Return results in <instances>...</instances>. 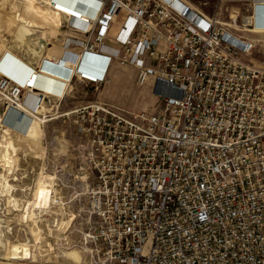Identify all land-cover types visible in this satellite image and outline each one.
Masks as SVG:
<instances>
[{"label":"built area","instance_id":"2783aa9c","mask_svg":"<svg viewBox=\"0 0 264 264\" xmlns=\"http://www.w3.org/2000/svg\"><path fill=\"white\" fill-rule=\"evenodd\" d=\"M240 1L225 21L189 0H92V13L50 0L63 22L48 60L68 75L44 76L61 90L41 86L38 62L22 82L0 73L23 115L57 110L74 78L98 88L114 60L154 78L155 111L89 99L60 113L81 140L89 264H264V40L245 35L264 0Z\"/></svg>","mask_w":264,"mask_h":264},{"label":"rangeland","instance_id":"374dc122","mask_svg":"<svg viewBox=\"0 0 264 264\" xmlns=\"http://www.w3.org/2000/svg\"><path fill=\"white\" fill-rule=\"evenodd\" d=\"M195 2L211 13L217 9L220 19L225 21L229 20L230 13H241L245 8L240 0ZM22 4V0H0V73L12 77L18 75L14 78L21 82L27 79L26 74L15 62L9 63L4 59L7 50L12 59L18 57L34 66L40 59L39 55L48 52L47 47L59 46L57 37H60L59 32L54 30L43 38L40 36L42 29L38 28L25 35V39L17 38L11 20ZM122 18L123 15H120L118 20ZM58 21L60 26L63 17L60 16ZM253 30L261 31L264 28L255 27ZM245 35H256L258 40H264L260 34L245 32ZM11 54H16V58ZM135 70L130 64H120L114 60L108 66L107 81L98 88L91 84L73 82L70 95L62 100L57 110L43 103L28 118L29 128L23 131L22 127H13L12 124L11 136L19 142L21 148L17 151L11 171L0 161V264H89L86 251L77 245L87 224L86 216L83 215L85 184L81 179L82 173L78 171L81 140L73 130L70 117L60 113L84 99H100L126 113L155 111L160 99L155 94L157 87H154V78L150 76L144 84L139 85L131 78ZM4 109L5 102L0 97V114L4 115ZM48 110L52 117L47 118ZM11 122L10 118L6 123L11 126ZM20 131L25 138L20 136ZM4 179L13 184L9 193L6 192ZM52 186L55 192L51 191ZM28 209L35 213L33 217L28 214ZM22 241H26L27 249H30L25 255L27 258L8 259L7 248Z\"/></svg>","mask_w":264,"mask_h":264},{"label":"bare ground","instance_id":"6f19581e","mask_svg":"<svg viewBox=\"0 0 264 264\" xmlns=\"http://www.w3.org/2000/svg\"><path fill=\"white\" fill-rule=\"evenodd\" d=\"M22 1L24 3V4H22V7L19 8L16 11V13L13 14V20H11V21H13V24L11 23L12 25L11 24H8L7 25V26H10L11 25V26H13V28H15V32H16L17 38L23 39L25 35L31 34L36 29L38 30V28H41L42 29L41 30V32H42L41 34L42 35H40V36H42L43 38L46 37L47 35L51 34V31L57 30L59 32V28H60V26L62 24V21L60 22V26H59V21L58 20H59V17L61 15L59 16V13H56L52 9V7H50V5L48 6V3H50V0H22ZM69 12H71V11H69ZM9 17H11V16H9ZM12 31H10V32L12 33ZM252 31H255V30H252ZM52 33H54V32H52ZM59 34H60V32H59ZM59 50H60V48L58 49L57 46L50 45L49 47H47V51H48L47 53H45L43 55L42 53L44 52V50L42 51V53H41L42 55H39L40 56V59L38 61V65L36 67L37 70H38V72H41L43 75H45V73H44L45 68L43 69V67L40 65V63L43 60L50 62L48 60V58H49L48 55L49 54H52V53H55V52H58ZM11 55L12 56H15L16 54L15 55L11 54ZM16 56H15V58H16ZM4 59H6L9 63L10 62H12V63L15 62L18 66H20L24 70V73L26 74L27 79L29 78L32 69H34V66L33 65H31L29 62L27 63V62L23 61L21 58H18L17 57L16 60L12 59L10 57V51H8V50L6 52V57ZM46 74H48V73H46ZM65 91H66V89H65ZM22 107H23L22 110H26V112H28V108L26 106H22ZM31 113H32V115L34 114L33 111ZM32 115H30L28 113H25L23 115V113L20 110H18L16 108L9 107V106L8 107H5V109H4V115L0 114V126H1V128H0V161L2 162V164L4 166L7 167L8 171H11L13 169L12 166L14 165L13 162L16 161L17 151H18V149L21 148V146H19V142L16 141V140H14L12 138V136H11V133H12V124H13V127H16L17 125H18L19 128L22 127V129L24 131L26 128H29L30 124H29V119L28 118L31 117ZM10 118H11V121H12L11 122V126H9L6 123L7 120L10 119ZM41 120H42V118H41ZM43 120H45V118H43ZM22 122H24L25 125ZM19 128H17L18 131H19ZM19 133H20V136L21 137H24L23 136L24 133L22 131H20ZM1 167H2V165H1ZM4 180H5V184L7 186L6 192L9 193L10 188H12V185L13 184H10L8 182V180L6 181V179H4ZM1 181H2V179H1ZM4 189L5 188H3V190ZM54 190H55V188L53 189V186H52L51 187V191L53 192ZM13 199H14V197H13ZM13 199H10V200H13ZM24 205H27V203H25ZM32 208H34V207H32ZM31 210L32 209H28V211H29L28 214L30 215V217H33V215L35 213L33 211H31ZM33 223H34V218H33ZM35 231H37V230H35ZM18 242L11 244L7 248V256H8V259H17V260L18 259H21L22 260V259H26L27 258L25 255H26V253L30 252V249L29 248L27 249V243H26V241L25 242L22 241L20 243H18ZM17 264H22V263L21 262H17Z\"/></svg>","mask_w":264,"mask_h":264},{"label":"crops","instance_id":"0c3cea01","mask_svg":"<svg viewBox=\"0 0 264 264\" xmlns=\"http://www.w3.org/2000/svg\"><path fill=\"white\" fill-rule=\"evenodd\" d=\"M189 1L191 3H193L196 7H199L200 9H202L204 12L210 13V12L206 11L205 9H203L202 7H200V5L195 2V0H189ZM79 5L86 12L92 13L94 11L93 7H87L85 4H80V3H79ZM254 12H255V24H256V27L257 28H264V6L263 5H257V6H255ZM119 22L120 21L118 20L117 22H115L114 24L111 25V28L109 30V36L110 37H112L114 35V33L117 31L118 26H119ZM73 23H75L77 25H81L80 22H73ZM66 30L64 29V32H67ZM68 32H70V31H68ZM251 34H257V35L260 34L264 38V30H261V31L260 30H255L254 32H251ZM255 36L256 35H254V36L251 35V37H253V38H255ZM57 38H58V41L60 43V41H61V35H60V37L58 36ZM107 43L110 44V45L113 44V42L111 40H107ZM57 48L59 49V46H57ZM95 59L97 60L98 63H101V61H102L101 58H95ZM111 63H113V61ZM40 65L43 67V69L45 68V71L44 72H48V74L51 73L52 75H55V76L57 75V76H61V77H66L68 75L67 70H65V69H63V68H61L59 66H56L55 64H53L51 62H48V61L43 60L40 63ZM132 67L134 69H136V67H134V66H132ZM136 70H135V72L133 71L131 73V78L132 79H135ZM107 78H108V72H107V76H106L105 82L107 81ZM74 80H75L74 82H76V79L75 78H74ZM39 83L44 88H51V89L56 90L58 92L61 90V87H62V83L61 82H59V81H57L55 79H52L50 77L44 76V75L43 76H40ZM71 89H72V84L69 83L66 86L65 98L70 95L69 92H70ZM87 100H89V99L81 100L80 102L76 103L75 105H77V104H79L81 102H86ZM75 105H73V106H75ZM66 110H68V109H66ZM22 123H24V122H22ZM24 125H25V123H24Z\"/></svg>","mask_w":264,"mask_h":264},{"label":"snow or ice","instance_id":"6c2138e0","mask_svg":"<svg viewBox=\"0 0 264 264\" xmlns=\"http://www.w3.org/2000/svg\"><path fill=\"white\" fill-rule=\"evenodd\" d=\"M64 3L74 6L76 3L80 4H87L89 7L92 6V0H64ZM93 68L95 69L96 66L93 65Z\"/></svg>","mask_w":264,"mask_h":264}]
</instances>
